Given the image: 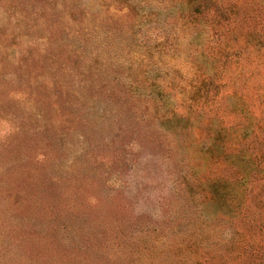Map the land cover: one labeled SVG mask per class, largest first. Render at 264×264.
<instances>
[{"label":"rangeland","instance_id":"rangeland-1","mask_svg":"<svg viewBox=\"0 0 264 264\" xmlns=\"http://www.w3.org/2000/svg\"><path fill=\"white\" fill-rule=\"evenodd\" d=\"M188 1L0 0V264L264 244V0Z\"/></svg>","mask_w":264,"mask_h":264},{"label":"trees","instance_id":"trees-1","mask_svg":"<svg viewBox=\"0 0 264 264\" xmlns=\"http://www.w3.org/2000/svg\"><path fill=\"white\" fill-rule=\"evenodd\" d=\"M194 1L195 0L188 1L189 6L187 7L189 8V10L192 9L193 6H191V4L194 3ZM199 7H201L200 4ZM201 14L202 11L198 12L197 15H201ZM263 225H264V221H263ZM256 229H258L257 225H256ZM255 240L250 239L248 242H245V246L247 249L243 248L242 250L239 251V257H240L239 264H253V263L264 264V244L257 243Z\"/></svg>","mask_w":264,"mask_h":264}]
</instances>
